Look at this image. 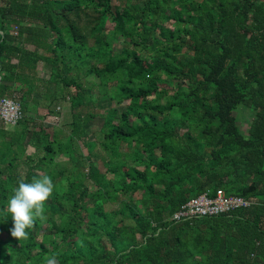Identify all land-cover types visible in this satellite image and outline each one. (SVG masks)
Here are the masks:
<instances>
[{"label":"trees","instance_id":"1","mask_svg":"<svg viewBox=\"0 0 264 264\" xmlns=\"http://www.w3.org/2000/svg\"><path fill=\"white\" fill-rule=\"evenodd\" d=\"M116 2L0 0V99L17 97L27 116L68 101L72 120L64 139L26 115L0 128V264H264V0ZM94 109H106L104 172L96 143L80 140ZM43 175L54 191L19 242L6 201L18 180ZM108 187L119 203L110 212ZM218 190L254 202L172 220Z\"/></svg>","mask_w":264,"mask_h":264},{"label":"rangeland","instance_id":"2","mask_svg":"<svg viewBox=\"0 0 264 264\" xmlns=\"http://www.w3.org/2000/svg\"><path fill=\"white\" fill-rule=\"evenodd\" d=\"M195 1H199V0H195ZM116 0H111V4L116 5ZM172 22H164L163 26L171 29L173 28V26L171 25ZM113 24L110 23L109 21L106 22V31L110 30L112 28ZM122 41H120L121 43ZM119 45V44H118ZM119 46H117V44H115L114 49L117 50ZM38 70H41V64L38 65ZM75 73V71H74ZM76 74V73H75ZM77 75V74H76ZM44 77H48V75H44ZM42 76V77H43ZM79 76L82 78V83L85 87H90L92 86L91 84L94 82V74H90V73H80ZM46 77V79H47ZM74 77V75H73ZM36 85L38 86V89L40 91H42L41 93L43 94V90H44V86L41 85L39 82L35 81ZM10 85V83H9ZM159 88H164L166 90L169 91V94H172L174 92V89L171 86H167L164 84H160ZM72 91H74L73 88H71ZM37 95V94H36ZM94 95H96V91H93V97ZM151 97H154V95H152ZM17 98V97H16ZM18 100V98L16 99ZM33 104L35 105L36 103L33 101ZM40 106V107H39ZM38 107H36V109H29L30 111H32V113H30V116H33V113H37V115L39 117H43L40 119H37V123L42 124L45 127V124L47 125L48 128L45 127L46 132L48 133H54V131H57V135L62 136V139H64L66 137V135L70 132V128L68 127V125H70V123L72 122L71 120V111L69 108V102L68 101H64V102H60L57 105H52L50 108H47L45 105H43L42 103L39 104ZM44 106V107H43ZM111 107L113 108H118L116 106L115 103L111 104ZM51 111H53L54 114H51ZM82 111V117H86L88 114V111L86 110H80ZM78 111V112H80ZM106 111V109H94L92 110V113H94V120L91 121L90 126L86 129V134H85V139L81 138V142L82 143H86V141H90V142H94L96 143V149L95 152L97 154H94L97 157V161L99 164V170L100 172H104V168H103V162H106V158L103 155V152L98 144V139H99V130L102 126V119L100 118V115H103L104 112ZM250 111V110H249ZM57 113V114H55ZM77 113V112H76ZM27 116V114H26ZM28 119V116H27ZM250 121L249 119V115L248 112L246 110H241L239 115H238V124L241 127L242 131H245L247 129V123ZM29 128H32V126L30 125ZM69 128V129H68ZM79 151L82 152L84 151L83 154H86L85 149L83 147H79ZM33 150L31 148L27 147V153L30 154L32 153ZM66 156H59L56 158V162H64L66 161ZM96 160V159H94ZM36 174L38 175H42L41 172L39 171H35ZM22 177H24V173H21ZM109 181V178L107 179ZM90 191H94V188H89ZM104 194L105 197H107V199H110V203H108V205L105 207V211L106 212H110L112 210V208H114L115 210H117L119 208V203L117 201L114 200V198L117 196V194H115L112 191L111 187H108L104 190ZM130 194V193H128ZM134 197L135 199H138L140 197L139 193H134ZM193 199V198H192ZM191 200V199H190ZM88 204L90 206H92L93 208H96L99 204L100 201L97 202H92V201H87ZM176 213V212H175ZM4 237V236H3ZM6 238V236L4 237ZM37 239H40V237L38 236Z\"/></svg>","mask_w":264,"mask_h":264},{"label":"clouds","instance_id":"3","mask_svg":"<svg viewBox=\"0 0 264 264\" xmlns=\"http://www.w3.org/2000/svg\"><path fill=\"white\" fill-rule=\"evenodd\" d=\"M2 99L15 101L21 109L20 102L16 100V97H6ZM21 112V118L14 125H5L0 119L1 130L5 132L12 130L27 114H23L22 109ZM28 119L30 120L29 116ZM45 127L48 128L47 126ZM27 147L31 148L33 152L28 154L26 148V154L32 155L34 153V148L31 146ZM54 188L55 185L53 180L48 175L33 178L30 182H26L24 179L17 181L16 186L12 189V193L6 201L5 208L6 214L12 221V227L9 229L11 237L20 242L29 236V230L33 226L35 219L44 218V203L49 199ZM46 264H57L56 257L54 255L49 257L46 260Z\"/></svg>","mask_w":264,"mask_h":264},{"label":"built area","instance_id":"4","mask_svg":"<svg viewBox=\"0 0 264 264\" xmlns=\"http://www.w3.org/2000/svg\"><path fill=\"white\" fill-rule=\"evenodd\" d=\"M21 116V109L15 101L0 99V119L5 125L16 124ZM253 202L254 200L226 195L223 191L218 190L213 197L202 194L189 200L172 215V220L181 221L198 217L217 216L239 208L250 207Z\"/></svg>","mask_w":264,"mask_h":264},{"label":"crops","instance_id":"5","mask_svg":"<svg viewBox=\"0 0 264 264\" xmlns=\"http://www.w3.org/2000/svg\"><path fill=\"white\" fill-rule=\"evenodd\" d=\"M35 96H36V94H33V99L35 98ZM30 113H32V111L28 110V114H30ZM33 114H34L33 116L29 115L30 116V120L34 121L35 124H39V123H37V119H40V118H43V117H39L36 112L33 113ZM45 126H47V125L45 124ZM249 200H253V199H249Z\"/></svg>","mask_w":264,"mask_h":264}]
</instances>
